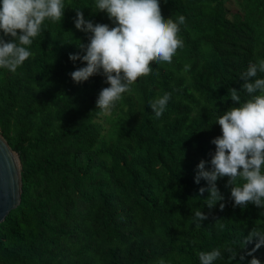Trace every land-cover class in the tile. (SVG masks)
Listing matches in <instances>:
<instances>
[{"label": "trees", "instance_id": "16d2710c", "mask_svg": "<svg viewBox=\"0 0 264 264\" xmlns=\"http://www.w3.org/2000/svg\"><path fill=\"white\" fill-rule=\"evenodd\" d=\"M64 4L17 72L0 68V134L20 157L22 182L20 204L0 223V264H200L198 252L213 249L222 253L215 264H248L255 242L241 249L242 239L254 226L264 231V209L233 207L227 177L217 180L225 200L209 208V193H199L207 181L194 176L202 159L210 167L217 117L239 106L228 90L246 100L240 74L264 59V0L233 11L225 0H160L166 19L186 18L183 47L170 64L153 62L108 114L96 107L105 77L74 83L69 73L85 64L69 54L88 43L76 9L114 25L95 0ZM165 92L156 118L149 102ZM198 210L208 217L201 227ZM253 255L264 264V246Z\"/></svg>", "mask_w": 264, "mask_h": 264}, {"label": "clouds", "instance_id": "9594fccd", "mask_svg": "<svg viewBox=\"0 0 264 264\" xmlns=\"http://www.w3.org/2000/svg\"><path fill=\"white\" fill-rule=\"evenodd\" d=\"M95 8L96 12H105L114 26L94 24L76 9L74 26L89 35L87 44H78L83 54H69V60L73 63L80 60L85 66L69 75L76 84L98 74L105 77L104 82L109 87L100 90L96 107L102 114H108L122 99V94L132 91L131 86L138 78L153 72V62L156 65L172 62L177 50L183 47L179 33L186 18L179 15L175 21L172 17L166 19L160 0H95ZM64 10V0H0V32L3 33L0 35V68L15 74L32 56L27 46L44 31V22H61ZM190 67L185 65L184 70ZM258 73H264V59L250 63L240 74L244 82L242 91L248 96L246 100H241L236 89L228 90L231 100L239 106L228 108L216 119L222 134L211 140L215 151L210 153V167L206 168L209 162L203 159L197 165L194 181L197 184L201 179L207 181L208 187H201L199 193L201 196L205 191L209 193L205 199L209 208L225 200L217 180L227 177L225 187L230 188L233 207L246 208L253 204L264 209V78H256ZM170 99L171 93L165 92L149 102L156 118L163 115ZM224 207L225 204L220 203V209ZM207 218L200 210L196 211V227H201ZM253 242L254 247L247 252L252 257L248 264H261L253 253L264 246V231L255 226L243 237L241 249ZM197 255L200 264H215L222 253L220 249H213ZM244 259L240 256V260Z\"/></svg>", "mask_w": 264, "mask_h": 264}, {"label": "water", "instance_id": "95a60500", "mask_svg": "<svg viewBox=\"0 0 264 264\" xmlns=\"http://www.w3.org/2000/svg\"><path fill=\"white\" fill-rule=\"evenodd\" d=\"M21 161L0 134V223L21 201Z\"/></svg>", "mask_w": 264, "mask_h": 264}, {"label": "rangeland", "instance_id": "374dc122", "mask_svg": "<svg viewBox=\"0 0 264 264\" xmlns=\"http://www.w3.org/2000/svg\"><path fill=\"white\" fill-rule=\"evenodd\" d=\"M240 0H225V6L227 10H236L238 8V3Z\"/></svg>", "mask_w": 264, "mask_h": 264}]
</instances>
